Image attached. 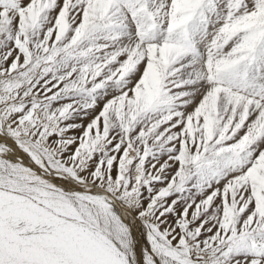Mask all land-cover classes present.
<instances>
[{"label":"snow or ice","instance_id":"1","mask_svg":"<svg viewBox=\"0 0 264 264\" xmlns=\"http://www.w3.org/2000/svg\"><path fill=\"white\" fill-rule=\"evenodd\" d=\"M0 264H264V0H0Z\"/></svg>","mask_w":264,"mask_h":264}]
</instances>
